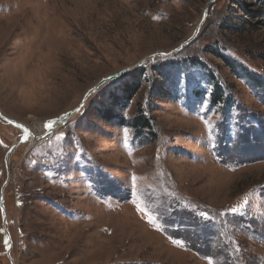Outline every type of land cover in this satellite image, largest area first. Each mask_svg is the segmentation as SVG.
<instances>
[{"label":"rangeland","instance_id":"obj_1","mask_svg":"<svg viewBox=\"0 0 264 264\" xmlns=\"http://www.w3.org/2000/svg\"><path fill=\"white\" fill-rule=\"evenodd\" d=\"M210 1L0 0L1 113L41 136L102 79L190 39ZM259 5L217 0L192 43L140 67L122 114L151 118L143 144L98 115L116 80L42 142L13 151L22 132L0 120V264L10 245L14 264H264V87L212 54L264 83Z\"/></svg>","mask_w":264,"mask_h":264},{"label":"trees","instance_id":"obj_2","mask_svg":"<svg viewBox=\"0 0 264 264\" xmlns=\"http://www.w3.org/2000/svg\"><path fill=\"white\" fill-rule=\"evenodd\" d=\"M258 2L260 3L259 5L260 7L259 9L261 10L260 14L264 17V0H258ZM240 19L238 23L236 24L232 23V24L227 25L226 29L229 30L232 34H241L246 28V27L245 28L243 27L245 26L246 22ZM212 54H215L217 58L221 59L229 69H232V70L238 69L241 76L247 77L248 79L250 78L249 80L253 81V83L256 85L257 88H259L260 86L264 87V83L260 80V78H258L257 76L255 77L247 69L238 67V65H236L235 62L217 53H214L213 51H212ZM169 64H173V63H169ZM139 70L140 72H138L136 75H133V79L131 82L124 81L125 83L121 84L120 82H118L119 79L116 80L117 81L116 89L111 90L107 95L108 102H109L108 106L104 107L103 109H100V111H98V115L100 116V119H102L103 121L107 123H117L122 128L126 127L128 129L133 130L135 132V137L137 139H140V141L143 144L144 141L148 139L146 135L147 136L154 135L152 131L151 118H149L146 113H143V111H139L137 116H135L133 119L129 121H126L123 118V114H122L125 110L129 108L130 104L132 103V101L134 100V98L137 96L139 92L140 83L145 76V74H142L143 69L139 68ZM163 71H166V67H164ZM168 71L169 69L167 70V72ZM160 74H162V71L160 72ZM212 80L214 81L213 77H212ZM228 102L229 101H226V98L224 96L223 89L215 88L214 93H213L212 103L215 106H223L227 104ZM190 231L192 230H188L186 232H190ZM184 234L186 235V233ZM194 239H196L195 235L190 236L188 241H186L184 245L186 246V244L188 245V243H193L192 245L190 244L188 246H191L194 249H196L197 246H201L198 243H195ZM197 241L199 240L197 239Z\"/></svg>","mask_w":264,"mask_h":264},{"label":"water","instance_id":"obj_3","mask_svg":"<svg viewBox=\"0 0 264 264\" xmlns=\"http://www.w3.org/2000/svg\"><path fill=\"white\" fill-rule=\"evenodd\" d=\"M216 1L217 0L210 1L209 5L206 8V11H205V14H204L203 19L197 25L196 30H195L194 34L192 35V37L190 39H188L187 41H185L184 43H182L177 49H174L170 53H157V54L149 55L148 57H146L143 60H141L136 66L128 67V68L124 69L123 71H121L120 73H118L116 75H113V76L107 77L105 79H102L97 85H95L93 88H91L85 94V96L82 99L81 103L74 110L69 111V112H67L65 114H62V115H60L57 118H54V119H50V120L45 121L43 123L44 128H45V125L48 122H54L53 123V127H52L51 130H48V129L45 128V132L41 136H37V135L31 133L30 130L25 125H23L22 123H20L18 121H15V120H12V119L7 118L0 111V120H2L3 122H5L7 124L12 125L13 127L19 129L22 132V137L20 138L19 142L13 146V151L18 146H20L21 144L27 143L30 140H35V142H42L49 135H51L55 130H57V129L61 128L62 126H64L65 124H67L76 115H78L81 112V110L86 105L87 100L89 99V97L94 92H96L98 89H100L102 86H104L106 83H109V82H112V81H115V80H118V79L122 78L126 73H128V72H130L132 70H135V69L140 68L145 62H147L149 60H152V59H155V58H158V57L159 58H167V57H171L172 55H174L176 53H179L186 45L192 43L196 39V37L199 34L200 29H201V27H202V25H203V23H204V21L206 19V15H207V11H208L209 6L211 4H213L214 2H216ZM12 154H13V152H11L9 154V156L7 158V161H6V167H7V171H8V178H7L6 183L2 187V190H1V200H0L1 211H2V213L4 215V217H3V227H4L5 231H6V223H7V217H8V215H7L6 209L4 207V192H5V189H6L7 185H8V183H9V177H10V174H9V163H10V159H11V155ZM11 251H12V245H10L9 248L7 249V256L9 258V260H10V263L11 264H14V261H13V259L11 257Z\"/></svg>","mask_w":264,"mask_h":264},{"label":"snow or ice","instance_id":"obj_4","mask_svg":"<svg viewBox=\"0 0 264 264\" xmlns=\"http://www.w3.org/2000/svg\"><path fill=\"white\" fill-rule=\"evenodd\" d=\"M53 123L54 122H48L46 125H45V128L48 129V130H51L52 127H53ZM26 131V130H25Z\"/></svg>","mask_w":264,"mask_h":264},{"label":"bare ground","instance_id":"obj_5","mask_svg":"<svg viewBox=\"0 0 264 264\" xmlns=\"http://www.w3.org/2000/svg\"><path fill=\"white\" fill-rule=\"evenodd\" d=\"M41 127H42V132L44 133L45 132V129H44V126H43V123H42V125H41ZM36 135V134H35ZM30 142H35V140H30Z\"/></svg>","mask_w":264,"mask_h":264}]
</instances>
